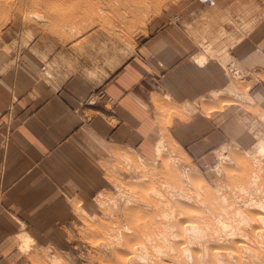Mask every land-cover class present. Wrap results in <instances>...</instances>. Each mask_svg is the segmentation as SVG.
<instances>
[{
	"label": "crops",
	"instance_id": "crops-1",
	"mask_svg": "<svg viewBox=\"0 0 264 264\" xmlns=\"http://www.w3.org/2000/svg\"><path fill=\"white\" fill-rule=\"evenodd\" d=\"M187 6L151 29L110 74L89 60L98 49L74 50L68 61L74 71L65 72L60 84L42 75L36 59L48 54L31 48L18 11L0 19V264H31L33 249L25 250L18 235L40 247L38 234L63 233L67 202L94 200L99 162L109 161L111 151L155 160L157 143L166 140L196 169L216 161L228 144V122L235 121L228 120L231 101L219 108L229 74L243 73L253 82L264 69L257 66V40L254 47L252 39L242 43L233 30L239 41L230 46L218 35L219 25L226 33L239 25L225 12L219 22L218 3L190 0ZM227 55L235 70L223 61ZM79 57L92 66L79 64ZM57 68L54 78L61 80ZM262 137L256 132L255 143ZM245 139L246 145L253 141Z\"/></svg>",
	"mask_w": 264,
	"mask_h": 264
},
{
	"label": "rangeland",
	"instance_id": "rangeland-1",
	"mask_svg": "<svg viewBox=\"0 0 264 264\" xmlns=\"http://www.w3.org/2000/svg\"><path fill=\"white\" fill-rule=\"evenodd\" d=\"M71 1L0 0V19L2 18V21L5 22L11 12L18 11L19 15L24 19V34L29 33V44L31 48L40 53L47 52V60L49 61L45 58L42 59L38 53L36 54L39 55V57H37L38 59H36L40 62L39 68L42 64L45 68V64L57 60V78L59 77L61 80L46 78L51 84H60L63 81V74L65 72H68L69 70L74 71V68H68V61L71 57L75 56L73 51H79V48H83V50L91 48L98 49L99 53L97 57L94 56L89 60L93 61V63L96 62L100 68L106 69L107 74H110L122 64L130 54L134 53L140 43L153 31L151 29L158 27L164 21H170V19L176 17L177 14L186 12L188 9V2H190V0H139L140 2H135L138 4H134L129 0H99L95 7L90 5L87 9H79V12L83 13L75 14L78 17L73 18V14H69L75 9L70 3ZM211 1L218 3L219 7H222L218 10V20L220 23L222 22L220 18L221 13L225 12L230 16L232 21L234 20L239 24L236 28H227V33L226 31H223L219 25L218 35L226 37L229 41L227 45L230 46L237 44L239 39H243L242 43L246 42V40L250 41L252 39L254 40V47L255 40H257L258 46L255 48V53H257L256 56L258 59L257 66L259 69H264V0H241V6L238 4V1L240 0ZM236 1L237 3H235V6L234 2ZM124 7L126 8L123 10ZM102 9L107 12L106 17L96 19L92 13L94 14L98 10L97 13L100 12L101 14ZM115 14L119 15V17L115 16ZM198 14L201 16L202 12H198ZM80 15H83L84 17L81 18ZM155 20L158 21L156 22ZM233 30H236L238 34H242L238 40L233 38ZM30 35L33 37H30ZM108 35L113 41L107 44V46H104L105 41L109 39ZM226 49L228 54L229 48L227 47ZM92 52L93 54H96V51L93 50ZM60 57L62 58L60 59ZM227 57L229 60L228 67L231 66L230 68L235 70L234 68L236 65L234 60L229 58V55H227ZM43 61L45 63H43ZM77 61H79V64L82 62L88 66H92L93 64L90 61L85 63L83 58L80 57ZM76 70L85 72L83 68L80 69L79 67L76 68ZM233 73L236 72L232 71L231 74H229L230 81L234 80L239 89L235 92L236 96L231 92H228L225 95V99L220 102L221 105L219 107L222 108L227 105V102L231 101L232 105L228 106L230 107L228 120L235 118V121L228 122L227 145L229 146V153L226 154L227 157H224V161H220L216 158V161H213L210 168H197L192 175L182 177L177 172L178 168L190 167L191 165L190 163H187L180 154L178 155V150L174 149L176 148L174 145H170L169 150H174L177 154H175L176 156L169 155L171 153L168 152L169 154L164 153V159H160V161L156 159V161L153 160V162L152 160L137 161L139 159H133L136 160V162L130 167H121L119 160H117L118 157H115L118 153L115 150L111 151L109 161L100 160L99 162V183L97 187H94L93 202H67L68 211L66 210L65 214L67 212L68 214L67 217L63 219L64 222L62 221L61 223V230L63 233L57 235L38 234L37 236H42L44 245L38 247L33 240L31 243L33 246L29 247L33 249L34 253V255L30 256L31 264H97V262L98 264H116L117 261L111 254V251L109 249H106L105 251V248L103 247L104 244H101L102 242L99 241V239L94 236H88L86 233L89 232L92 226L94 229L99 228V226L104 228L111 225L115 220L117 221L116 224H119V226L122 227V214L125 210L124 204L127 198L139 202L149 199L154 203L163 202L164 204L179 202L178 206H181V204L188 206V210L193 212V214L199 213L201 215L205 214L206 216L222 212V208L226 205L239 204L237 206L240 207L241 202L239 201V203L237 201V199L239 200V197L240 199H246L250 196H258L256 198H260L259 200L263 201L264 188L261 189V192L263 191V196L261 195L262 193H255L254 186H245L244 191H241L238 188L243 186L242 183L251 185V179H253L254 173H257L259 177L257 185L263 183L264 186V155H261L260 153L261 156L258 155V150L255 145L257 144L255 143L256 132H262L264 137V73L258 74L253 82H247L243 73L242 75L240 74L241 77L238 75V77L236 75L234 76ZM41 78L44 77L41 76ZM254 82H256L257 87L253 90L252 97L250 89ZM210 109H213V106ZM253 123H255L254 129L250 128ZM245 138L250 139V141L253 139L252 143L249 145L243 144L241 140ZM172 158L177 159H173L172 161ZM255 158L259 159V161L255 162ZM112 159L113 162L111 161ZM139 163L141 166H139ZM241 163H243V165ZM256 163L258 164V167L253 168V165L255 166ZM166 165L168 166L167 169H165ZM245 165H247V170L243 172L242 168ZM112 166L115 168V170L113 169L114 171L112 170ZM147 169L149 172H147ZM117 171L120 173L118 177L117 175H111V173L115 174ZM134 171H137L138 179L131 177L134 176V174H132ZM120 179L122 181H120ZM163 182L171 183L175 189L173 191L174 193H172V191L168 193L166 191L165 193L164 191H160L161 193L158 192L159 194L149 193L151 186H156V188L159 189V184ZM236 186L238 188H235ZM100 196H108L110 200H114L117 204V206H112L110 210L109 208L107 209L109 217H106L109 220H104L101 224L102 226L98 225L96 220L98 218H96V215H98L99 211H97L95 201ZM70 203H72V205ZM118 206L120 208L119 210L117 208ZM237 206L234 208H237ZM113 207H115V209ZM78 208L79 210H77ZM113 211L116 212L117 215ZM93 215L95 217H93ZM95 225L98 226L95 227ZM80 237L84 240H81ZM180 237H183V235H180ZM87 240L91 243H88ZM45 251L49 252V255L46 257L45 255H42V252ZM23 252L27 253V251L24 250ZM105 252L107 253L105 254ZM109 252L110 255L108 254ZM233 258L236 259L235 257ZM230 260L231 257L227 255L222 257L224 264H228Z\"/></svg>",
	"mask_w": 264,
	"mask_h": 264
},
{
	"label": "bare ground",
	"instance_id": "bare-ground-1",
	"mask_svg": "<svg viewBox=\"0 0 264 264\" xmlns=\"http://www.w3.org/2000/svg\"><path fill=\"white\" fill-rule=\"evenodd\" d=\"M97 1L99 0H72L70 3L73 5L75 9H73V12H70L69 14L70 15L73 14V18H76L78 16L75 14L83 13V12H79V9H87L88 7H90V5L95 7L97 6ZM129 1H131V3H134V4H138L135 2H140L139 0H129ZM125 8L126 7H124L123 10ZM97 11L94 14L92 13V15H94L96 19H99L100 17H106L107 12L105 10L102 9L101 14L100 12L97 13ZM115 16L119 17V15L117 14H115ZM80 17L82 18L84 16L80 15ZM31 36L32 35H30V37ZM108 38L109 39L105 41L104 46H107V44L113 41V39H110L109 35H108ZM79 53H85V50H83V48H79ZM42 54H43V57H46V54L44 53ZM61 58L62 57H60V59ZM53 61L55 65L49 66L47 64V66H45V69H44L45 71L43 70L44 72L42 73L43 76H47L49 77V79H54L53 70L54 68H57V60H53ZM223 61L227 63L229 61L228 57L227 59H226V56L225 58L223 57ZM199 62H201V60ZM233 74L234 76L238 75L239 77H241L239 73H233ZM238 89L239 88L237 84L233 80L229 82L227 88L225 89V92L226 93L231 92L232 94L235 95V92ZM213 96H216V94H214ZM239 98H243V97H239ZM170 145L171 144L168 143L166 140H161L157 143L156 160L160 161V159H164L163 158L164 153L165 154L168 152L171 153V154L168 153L169 155L176 154L174 150H169ZM174 149L177 150L176 148ZM228 150H229V146L227 144L223 145L216 152V156L218 160L220 161L223 160L226 154L229 153ZM257 150H258L257 152L258 155L260 154L264 155V137H262L258 141ZM116 152L118 153V155H116L115 157H118L117 160H119L121 167H130L136 162V160H133V159H139L137 161L143 160L142 157L132 152L130 153H121L118 151ZM179 154L180 153L178 151V155ZM173 159H177V158H172V161ZM259 159H256L255 162H258ZM111 161L113 162V159ZM241 164L243 165V163ZM139 166H141V164ZM254 167L257 168L258 164L256 163L255 166L253 165V168ZM167 168L168 166L166 165L165 169ZM113 169L115 170V168H113L112 166V170ZM246 170H247V165H245L242 168L243 172H245ZM195 171H196V168L192 165L190 167H181V169L178 168L177 170L179 175L182 177H188L192 175L193 173H195ZM147 172H149V170ZM132 174H134V176H131V177H133L134 179H138L137 171H134ZM111 175H117L118 177L120 173L117 171L115 174L111 173ZM253 175L254 176H253V179H251V185L242 183L243 186H240V188L236 186L235 188H238L239 190L244 191L245 186H249V187L254 186L255 193L256 192H258L259 194L262 193L261 195L263 196V191L261 192V189L264 188L263 183H259L261 185H257V181H259L258 174L254 173ZM199 177L202 178L201 176ZM120 181L122 180L120 179ZM159 185H160L159 189H157L156 186L155 187L151 186L149 193L159 194L158 192L160 191H164V193L165 191L167 193L172 191V193H174L173 191L175 189L171 185V183L163 182ZM256 197L258 196H250L249 198H246V199H240L239 197V200L236 198L238 202L239 201L241 202V203L239 202L241 204L240 207L237 206L239 204L237 205L230 204L229 206L226 205L225 207L222 208V212L218 214L213 213L210 216H206L205 214H203L204 215L203 216L199 213L193 214V212H190L188 210L187 208L188 206L184 204H181V206L180 205L178 206L179 202L178 203L172 202V203L164 204L163 202L154 203L150 201L149 199L146 201L139 202L137 200L132 201L131 198H127V200L125 199L126 202L124 204L125 210L124 212L122 211L123 212L122 214L123 226L121 224L122 227H120L119 224H116L117 221L115 220V222H113L111 225H108L104 228L99 226V228L94 229V227L90 225L93 228L91 227L92 229L90 228L89 232H87L86 234H88V236H91V237L94 236L95 238L99 239V241L102 242L101 244H104L103 247L105 248V251L106 249H109L111 251V254L117 261L116 264H224L222 261V257L225 255L231 257V260L229 261L228 264H264V200L263 201L259 200L260 198L258 199ZM70 204L72 205V203ZM95 204H96L97 211H99L98 215H96V218L98 217L96 219L98 225H101L104 220L108 219L106 217V216L109 217V213H107V209L109 208L110 210L112 206H115V205L117 206L116 202L114 200H110L108 196H103V197L100 196L95 201ZM236 206L237 208H234ZM113 208L115 209V207ZM117 208L118 210L120 209L119 206ZM77 210H79V208ZM93 217L95 216L93 215ZM83 224H86V223H83ZM98 225H95V227H97ZM180 235H183V237H180ZM17 239L20 243H22V246L25 248V250H28L29 247H31V243L33 242V239L27 235H18ZM81 240H84V239L81 238ZM88 243H91V242L88 241ZM106 253L107 252H105V254ZM108 254L110 255V252ZM42 255L43 256L45 255L46 257L49 255V252L48 251L42 252ZM233 257H235L236 259H234Z\"/></svg>",
	"mask_w": 264,
	"mask_h": 264
}]
</instances>
